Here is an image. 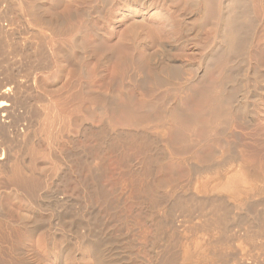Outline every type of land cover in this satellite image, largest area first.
Returning a JSON list of instances; mask_svg holds the SVG:
<instances>
[{
  "label": "bare ground",
  "instance_id": "1",
  "mask_svg": "<svg viewBox=\"0 0 264 264\" xmlns=\"http://www.w3.org/2000/svg\"><path fill=\"white\" fill-rule=\"evenodd\" d=\"M16 1L7 2L6 6L0 5V173L10 178L14 189L33 199L41 187L39 176L29 175L25 167L27 162L24 163L26 158L22 160L25 146L24 142L19 141V138L23 137L22 134L34 130L43 135L42 140L46 144L44 146L48 147L49 153L55 155L61 147L63 134L73 122L72 114L77 113L79 115L78 119L76 118L75 129L95 137L94 146H98L97 148L101 149L103 147L101 144H107L113 155L125 148H133L140 154L155 151L153 155L144 156L142 162L145 174L136 180L132 179L135 182L133 188L137 195L149 203L160 205L165 201L164 197L156 196L157 188L166 189L165 197H172L173 203L172 208H162L158 210V215H152L150 218L157 234L161 233L163 238L150 249V261L145 260L144 264H264V208H258L260 204L254 202L257 197L264 195L257 191L261 179L254 168H248L240 162L242 159L237 154L235 144L233 146L230 145L231 142L224 144L222 149H218L220 146L217 145L219 137L225 136L227 130L237 122L233 121L234 118L240 122L243 120L245 123H252L255 121L253 115L259 113L260 106H264V82L257 72L254 76L260 80V84L256 86L257 89L252 90L251 97H247V100L240 94L247 85L239 84L237 80L240 77L239 70L242 69H239L240 66L243 67V63L249 61V55L256 46L255 39L259 26L255 17L247 15V7L249 2H253L255 15H261L263 12L264 16V0H219L216 7L218 12L216 28L212 29L213 32L211 30L212 33L208 31L211 34L206 38L202 37L204 22L202 0H182L185 5L182 4L183 8L191 9L189 11L192 15H172L169 7L171 11L168 13L166 11L159 13L150 40H144L141 44L138 38L141 27L138 23L133 25L132 31L126 32L124 43L127 50L132 48V51H137L142 46L145 61L136 54L126 55L122 68L127 69L126 72L130 74L129 78L134 82L135 89L139 87L143 94L140 93L142 96L138 99L125 95L122 101H119L118 94L111 95L98 91L95 83V86L89 84L88 91H85L84 86L87 83L83 85L82 82L85 70L81 61L93 55L91 50L92 52L99 50L98 60H95L98 69L111 61L112 45H109L110 34L106 30L94 33L97 41L95 45L83 41L81 46L75 36L76 30L71 20H65L63 28L52 24L53 22L47 23L45 19L42 23L43 18H38L40 16H36L30 6ZM175 1L134 0L133 3L136 2L141 10L154 5V8L162 11L169 3ZM107 9L102 5L101 11L97 12L102 13L108 11ZM168 9L166 8L167 11ZM24 13L29 17L23 18L22 21L26 24L28 22V27L34 24L51 31V40H46L45 36H41L42 33H37L38 31L29 33L21 40L16 39L14 37L16 30L12 27L21 22L19 17L25 16ZM16 14L19 16L18 20L15 19ZM202 38L207 40L204 47L206 53L202 55L199 64L176 63L171 60L170 53L180 42ZM105 39L107 41L102 44ZM56 41L63 44V62L66 67L74 69L72 71L71 68V72H74L76 79L75 82L64 86L66 89L63 91V97L53 99L54 103L49 104L44 96L23 83L19 69L23 68L26 75L49 72L52 69V48L49 46V49L47 44ZM26 43L31 47L18 46ZM152 46L159 50L156 48L157 51H154ZM257 46L260 47V44ZM181 50L188 52L192 47L184 45ZM219 70H221L219 75L215 76ZM66 81L68 82V79ZM248 99L252 100V103ZM33 103L42 104L44 112L37 113ZM86 105L90 106L89 109L101 111L106 116L100 126L96 127L89 123L90 120L85 119V114L89 111L84 109ZM252 110L255 112L253 115ZM198 131L201 134L196 144L193 135ZM163 144L168 150L176 153V157H172L171 154L169 160L164 163L162 159L166 153L160 149V145ZM37 146L40 148L42 145ZM58 151L63 156V146ZM19 156L23 158L17 159ZM223 159L226 166L222 164L221 166H224L222 170L209 168L213 174L210 181L199 179L193 188L169 185L170 182L175 183L182 171L190 176L205 174L203 171L207 170L213 161ZM80 162L82 168L79 170L84 172L87 162L81 160ZM155 166L170 170L171 175L166 177L161 174L157 177L156 188L153 189V186L147 183V176ZM93 180H88L89 184ZM92 210L87 211L89 225L83 227L86 242L81 251L84 257H70L69 264H111L108 243L102 235V231L105 232L106 229V221L100 219ZM37 211L38 208L31 210V221L33 220L31 224L24 223L21 227H15V224L12 225L13 223L10 224L6 220V216L0 210V256L4 257L1 255L4 253L10 256L16 239L23 236L28 242L27 237H32L43 227L46 229L44 237L49 242L47 247L51 249V254L54 255L61 249L60 247L56 250L57 238L52 227L63 225L65 220L71 221V217L68 214L63 215L64 211L54 208L50 217L44 219ZM29 255L25 256L28 258ZM29 259L32 263L34 261L35 264H43L35 255ZM21 260L23 261V258Z\"/></svg>",
  "mask_w": 264,
  "mask_h": 264
},
{
  "label": "rangeland",
  "instance_id": "2",
  "mask_svg": "<svg viewBox=\"0 0 264 264\" xmlns=\"http://www.w3.org/2000/svg\"><path fill=\"white\" fill-rule=\"evenodd\" d=\"M10 1L15 0H0V5L6 6L7 2L10 3ZM133 1L134 0H17L16 2H21L23 5L30 6L33 9V13H35L36 16H40L38 18H43L42 23L45 19L47 20V23L53 22L52 24H57L56 26L63 28V22L65 20H71L74 25V29L76 30L75 36L80 41L81 46L83 45V41L95 45L97 41L95 40L96 38L94 33L106 30V32L110 34L108 36L110 39L109 45H112L111 61L107 64L108 66L106 65L107 67L102 66L98 69L97 64L95 65V60H98L99 56L97 54L99 53V50H93V52L91 50L93 57L90 56L81 61V64L83 63V69L85 70L82 82L83 85L87 83V85L84 86V90L86 89L85 91H88L89 84L94 85L95 83L96 86H94L98 89V91L105 93L108 92L111 93V95L118 94L117 96H119V101H122L125 95L130 98L138 99L139 96H142L141 94H143L140 92L141 90L138 89L139 87H136L137 89H135L133 84L134 82H132L129 78L130 74L126 72L127 69L123 70L122 68L125 56L136 54L138 57H142L145 61V54L143 53L142 46H140L137 51H132V48H130L131 50H127V46L124 43L126 41V32H131L133 25L138 23L141 27L138 36L141 44L144 40H150L152 32L156 27L155 22L159 13H165L164 11L168 13L172 10L170 13L172 15L175 14V16L192 15L191 11H189L191 9L187 7L183 8L185 5L182 3V0H176L173 3H169L166 8L168 9L169 7L171 10L168 9V11L166 8L160 11L159 8H154V5L153 7L149 6L150 9L141 10L136 5V2L133 3ZM218 1L219 0H202L204 7L202 37L204 38L213 32L212 29L214 27L216 28V19L218 18L216 7L218 6ZM151 2H154V0H151ZM102 5H105V7L108 8V11L105 10L101 13L100 9H102ZM254 8L255 4L253 2H249L247 7L249 11L247 10V15L251 18L255 17V19L259 22L258 33L255 39L256 46L252 49L249 55V61H246L243 65L241 64L243 67L240 66L239 69H242L241 71L239 70L240 77L237 78L239 81L237 82L239 84L242 83L245 86L247 85L242 90V92L245 90L243 92L244 95H242V92L240 93L245 100H247V97H251L252 90L257 89L256 86L260 84V80H257L254 76L256 72V74L261 76V80L263 79L262 81L264 82V16L263 12L261 15L258 14L256 16ZM98 10L100 11L97 12ZM17 16L18 14L15 15V19L17 18L18 20L19 16ZM12 17L14 18V15ZM25 17L28 18L29 15L25 14L22 18L19 17V21L21 22H17L12 27L13 30H16L14 31V37H16V39L21 40L22 37L24 38L29 33H36L38 31L37 33H42L41 36H45L46 40H51V31L41 29L31 23L30 24L33 28L31 25L28 27V22L26 24L22 21ZM207 21H209V25H207ZM10 32H12V30ZM202 39H197L196 41L198 43L194 39L190 42H180V44L174 47L171 51V60L176 63L189 62L190 64H199L202 55H205L206 53V48L204 47L205 44H207V40L204 39V41ZM106 41L107 39H105L102 44ZM58 42H51L50 45L47 44L48 48L49 46L52 48V69L49 72L26 75L23 68L19 69L20 76H23L22 78H24H21L23 83L27 84L26 86H31L34 91L39 92L42 97L44 96L45 99L49 101V104L54 103L53 99L63 97V91L66 89L65 87L68 85L67 83L75 82L76 79L74 72H71L73 68L71 67V69L70 67H66L65 62H63V44L61 42L59 44ZM258 44H260V47L257 46ZM29 45L26 43L18 46H26L25 48H29L31 47ZM184 45H191L192 50L183 52L181 47H184ZM154 47L152 46V49L157 51L158 48ZM72 71H74V69ZM220 71L221 70L216 72L215 76H218ZM102 76L104 78H102ZM67 79L68 82L66 81ZM248 100L250 101V99ZM33 104L35 105L34 109L37 113L38 111H41L39 113L44 112L42 104ZM86 106L87 109H84L89 111L85 114V119L90 120L89 123L96 127L100 126L102 121L106 119V116L101 111H93V109H89V105ZM253 110L251 111L252 115L253 113L255 114ZM78 115L79 114L77 113L72 114L71 120L73 122L71 123L70 128L63 134V139L60 142L61 147L63 146V156L58 151L61 147H59L56 151V156L52 155L51 152L49 153L50 150L48 147L44 146L46 144L44 143V140H42L44 139V136L36 133L34 130L26 131V133L24 132L25 134H22L23 137L21 136V138H19L20 143L24 142L26 147L23 143L24 149L22 151V156L24 158L19 156L17 159L21 160L23 158L22 160H24L26 158L24 163L27 162L25 164L26 170H28L27 173L29 175L34 174L33 176L35 177L39 176L38 180L41 182V187L36 193L37 196L35 195L33 199L31 196H28L21 191L18 192L14 189L11 185L12 183L10 178L5 174L0 173V210L3 215L6 216L5 218L10 222V224H15V227H21L23 226L21 224L24 223L28 225L31 224V222H33V220L31 221L32 208H38L39 212H37L39 216L41 215L44 219L50 217L52 209L54 208H57V210L62 212L64 211L63 215L68 214V216L71 217V221L65 220L63 221V225L58 224L56 228L55 226L52 227L57 238V245H55L57 246L56 250L60 249V247L62 250L60 249L59 251H56V254L54 255L51 254V249H48L47 247L49 246V242L44 237L46 229L43 227V229L39 230L34 235L31 234V238L28 236V242L25 237H18L22 241H20V239H16V241L18 240L17 243H19V245L15 241V247L10 256L7 253L1 254L4 255V257L0 256V264H35L34 261L32 263L30 259L28 260V258L33 255H35L38 259H41L43 264H69L68 259L70 257H84L81 251L82 246L86 242V238L84 237L85 228L83 227H87V225H89V214L87 211H91V209H93L92 211L95 212V215H99L100 219H104L106 221V229L105 232L102 231V235L108 243L107 249H109L108 254L110 256L109 258L111 264H144L145 260L150 261V249L158 244V241L163 238L161 233L157 234L150 218L152 215H158V210H161L162 208H172L173 198L165 197L166 189L157 188L156 196L158 198L164 197V204L160 205L149 203L148 200L136 194V190L133 188V186L135 187V182L132 180L133 178L136 180L145 174V168L143 169L144 164L142 162L144 160V156L153 155L155 154V151L140 154L133 148H125L123 150L120 149V151L113 155L111 148L107 144H101L100 146H103L101 149L97 148L98 146H94V144L96 145L95 137L78 132L75 129V123L77 122ZM253 116L255 121L252 123H245L243 120L240 122L239 119L234 118L233 121L235 120L240 123L237 124V122L234 123V121V125L230 127V130H227L226 135L219 137L217 145L221 147H218V149H222V145L224 144H230V142V145L232 146L235 144L238 156H240V159L244 160V162H242V160L240 162L248 168H254L257 175L261 179L258 186L259 190L257 191L264 193L261 192L264 190V186L262 185L264 182V106H260L259 113H256V115ZM30 132L33 135H31ZM200 134L201 132L198 131L195 135H193L196 144L199 142ZM33 136H37V138H34ZM83 137L85 138L83 139ZM29 139H31V141ZM37 144L42 146L39 148ZM160 146V149L166 153V155H163L165 158L162 159V163L168 161L171 154L173 155L172 157H176L175 151L168 150L164 144ZM80 160L87 162V165L85 163L86 170L84 169V172L80 171L82 168ZM224 160L225 159L222 161H213L209 167H207V170L203 171L205 174L199 173L190 176L182 171L180 175L177 176L175 183L170 182L169 185H175L180 188H193L199 179H202V181H210L213 178V174L209 168H219L218 170L221 168L223 169L224 166H226V164H223V162L225 163ZM88 163H90V165ZM222 164L224 166H221ZM90 168L92 170H89ZM152 170L151 174L147 176V183L151 184L153 189L156 188L157 177L161 176V174L166 177L171 175L170 170L160 169L158 166L153 167ZM90 177L93 178L91 179ZM88 180L93 181H90L89 184ZM20 192L22 194H20ZM191 194L193 193H189V195ZM263 196L264 195L257 197L254 200V202H258L260 204L258 208H264ZM79 224L83 226H80ZM80 242L82 243L79 245ZM62 244L65 245V247ZM63 249H66L65 252H67L65 253ZM30 251L32 252L30 253ZM25 255H29L28 258ZM24 257L26 263L24 262ZM22 258L23 261L21 260ZM62 258L64 263L61 262Z\"/></svg>",
  "mask_w": 264,
  "mask_h": 264
}]
</instances>
